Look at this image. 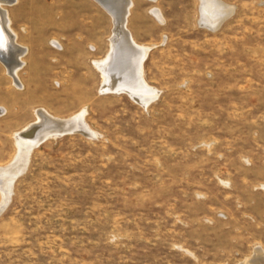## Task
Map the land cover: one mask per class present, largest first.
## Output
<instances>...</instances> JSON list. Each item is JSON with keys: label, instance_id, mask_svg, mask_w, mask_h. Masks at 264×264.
<instances>
[{"label": "rangeland", "instance_id": "rangeland-1", "mask_svg": "<svg viewBox=\"0 0 264 264\" xmlns=\"http://www.w3.org/2000/svg\"><path fill=\"white\" fill-rule=\"evenodd\" d=\"M222 1L233 14L211 30L203 0H133L127 27L150 48L144 77L159 91L148 106L101 92L94 63L112 51L115 24L99 1L4 5L28 52L22 87L0 60V206L36 110L82 111L88 135L33 147L0 213V264H240L264 253V0Z\"/></svg>", "mask_w": 264, "mask_h": 264}, {"label": "bare ground", "instance_id": "bare-ground-1", "mask_svg": "<svg viewBox=\"0 0 264 264\" xmlns=\"http://www.w3.org/2000/svg\"><path fill=\"white\" fill-rule=\"evenodd\" d=\"M97 1L111 14L115 24L114 36L111 40L112 51L105 60L95 61L94 63L103 74L101 92H127L138 103L140 102L143 106H148L156 99L159 91L149 86L144 77L143 63L150 48L143 44H136L127 27V18L134 2L133 0ZM15 3H17V0H0V60L5 63L8 73L14 79L15 84L22 87L18 71L25 64L23 58L28 52V48L18 43V34L12 27V19L8 9L4 7L6 4L13 5ZM152 11L157 15L160 22L164 21L158 10ZM233 11L234 8L222 0H203L201 24L208 26L211 30H217L233 14ZM55 45L59 46L58 43H55ZM80 113L76 116L74 115L75 117L72 116L73 119L63 120L50 115L45 109H38L36 110L38 116L37 122L24 128L21 133H16V143L19 146V153L15 162L12 165L10 163L11 166L8 168L5 167L9 184L4 201L1 199L3 204L0 206V213L11 199L12 185L14 180H16L15 178L26 170L29 164V155L35 145L50 136L53 137L52 135H56L57 137L59 132H65L68 129L82 130L88 128L84 122L85 114ZM96 133L91 132V136L95 137ZM3 171L1 170V172ZM240 264H264V253L260 249H256L250 259H245Z\"/></svg>", "mask_w": 264, "mask_h": 264}, {"label": "water", "instance_id": "water-1", "mask_svg": "<svg viewBox=\"0 0 264 264\" xmlns=\"http://www.w3.org/2000/svg\"><path fill=\"white\" fill-rule=\"evenodd\" d=\"M71 132H80V133H82V134H85V135H87L83 130H81V129H72V130H66L65 132H59V134H58V136L60 135V136H62V135H64V134H66V133H71ZM52 136H54V135H52ZM56 136V135H55Z\"/></svg>", "mask_w": 264, "mask_h": 264}, {"label": "crops", "instance_id": "crops-1", "mask_svg": "<svg viewBox=\"0 0 264 264\" xmlns=\"http://www.w3.org/2000/svg\"><path fill=\"white\" fill-rule=\"evenodd\" d=\"M9 11V10H8ZM9 14H10V12H9ZM11 16V15H10ZM12 19V18H11ZM27 54V53H26ZM3 62V61H2ZM4 63V62H3ZM5 64V63H4Z\"/></svg>", "mask_w": 264, "mask_h": 264}]
</instances>
